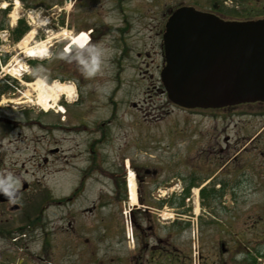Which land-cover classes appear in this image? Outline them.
<instances>
[{
  "label": "rangeland",
  "instance_id": "374dc122",
  "mask_svg": "<svg viewBox=\"0 0 264 264\" xmlns=\"http://www.w3.org/2000/svg\"><path fill=\"white\" fill-rule=\"evenodd\" d=\"M210 1L21 0L20 3L10 4L6 8L0 6V18L4 19L1 22L10 21L12 17L9 18V15L15 10L16 16L19 17L18 21L23 22L26 28V31L22 30L24 34L19 39L8 42L4 35L13 31L7 28L9 25L0 27V38H2L0 80L4 72L11 70L17 72L22 70V65L25 64L27 69L29 68V74L35 76L32 82L43 80L44 75L49 73V77H57L54 78L55 80L69 79L75 85L82 86L84 95L79 97L73 95L76 103L68 106L63 127L74 131L85 128L83 122L71 125L73 122L70 121L74 119L72 115L70 116L71 113H78L75 116L81 118L87 115L89 119L103 115L104 119L98 123V126L108 132L114 130L116 140L114 143L121 142L128 146L135 137L134 154H129L132 155V167L140 174L138 180L140 189L148 186V182L153 178L144 172L145 168L151 171L152 167L161 166V161L168 164L170 159L166 157L165 151H172L173 160L176 153H180L181 156L182 152H187L190 155L200 146L209 145L214 135L213 125L217 122L219 130L226 129L233 143L236 140L234 168L241 165L248 166L250 173L256 172V180L252 175L246 182L236 181L233 185H221L216 191V197L211 193L214 184H206L207 189H203V195L197 197L198 202L193 192L187 193L188 197H186L180 191L181 184L174 186L171 191V211L168 218L172 229L171 258L176 257L179 260V262L174 260L175 264L195 262L197 264H264V142L262 143V179L259 177L260 169H257L258 138L245 143L248 136L260 129L261 123L263 127L264 117L262 121L256 117H248L245 115L246 112L241 111L243 108L234 109V113L229 116L223 113L216 114V111L177 109L167 100L159 79L163 60L161 33L169 12L182 4L207 11L212 7ZM255 1L257 0H252L253 3ZM5 2L0 0V5H4L2 3ZM67 2H70L68 8ZM263 6L264 4H216V10L224 17L243 16L241 15L243 13L256 16L262 13ZM71 27L76 30L94 29L90 34L91 40L85 48L80 50L72 45L71 51L66 53L64 49H68L66 46L68 40L62 38V32ZM41 41L46 45V56L41 58L24 55L23 51L26 50L24 46L36 49ZM89 45L102 46L104 52L100 69L90 76L85 74V67L80 64L81 57L87 58ZM122 52L129 54L130 59L129 62L120 58L117 60V70L127 65L122 69L119 83L116 84L112 79L114 69L109 61L110 57L114 59L113 55H120ZM15 74L10 72L12 78ZM9 83L15 86L14 82ZM0 85L6 89L2 96L15 90L8 89L6 83ZM31 86L34 88V83ZM30 98L34 103L37 101L33 93ZM86 98L90 100L87 105L84 104ZM81 102L83 105L80 104ZM0 103L4 104L1 98ZM252 106L257 112L262 110L264 113L262 104ZM28 131L26 129L20 131V137H23L26 143L14 142L11 145L9 171L12 173H18L19 169L16 168L19 163L14 165V162L20 160L26 162V167L22 168V171L28 169L30 173L32 170L28 163L34 160L35 155L30 146L33 141H29ZM262 131L264 133V128ZM65 133L70 136L69 132ZM15 137V132H12L10 138L14 140ZM70 137L67 138L66 144L75 143ZM150 153L154 154L150 155ZM177 159L170 164V173L174 179L184 175V170L178 166L181 162ZM170 173L167 172V175L171 176ZM223 174L220 171L216 175ZM212 181L219 184L216 183V178ZM182 182V187L185 188L186 183ZM67 185L63 184V186ZM85 199L91 203L95 199V189H90ZM178 201L182 203L180 206L177 205ZM184 201H188L187 205H184ZM128 207L126 210L132 209V203ZM79 210L77 206L75 213ZM109 211L112 215L118 213L113 208ZM130 214L131 210L128 213L129 218H131ZM126 216L123 219H127ZM86 217L91 219L93 216L86 213ZM162 217L165 215L162 214ZM155 218L156 226L158 222L163 224L166 220L157 216ZM208 219L213 221L203 227ZM160 235L161 230L158 228L156 236L160 237ZM160 242V239L156 240V243ZM221 243L224 244L225 251L218 249ZM99 254L100 252L96 255ZM105 256L112 258L108 254ZM101 258L103 257H99ZM80 262L82 261H77V264Z\"/></svg>",
  "mask_w": 264,
  "mask_h": 264
},
{
  "label": "flooded vegetation",
  "instance_id": "af4514ba",
  "mask_svg": "<svg viewBox=\"0 0 264 264\" xmlns=\"http://www.w3.org/2000/svg\"><path fill=\"white\" fill-rule=\"evenodd\" d=\"M5 1L4 4H13L17 0ZM211 4H264V0L254 3L252 0H211ZM241 15L232 18L250 17L247 13ZM261 17L264 18V6ZM3 20L0 18L1 26L11 24L10 21L1 22ZM15 28L20 30L19 22H15ZM7 35L8 41H15L19 33L14 31ZM109 62L114 66L113 61ZM14 89L7 93L9 99H5L3 105L0 103V173L10 172L11 145L24 142V138L20 137L21 130H29V141H33L30 146L35 156L28 163L32 169L29 175L26 170L25 174L13 173L20 179L16 202H10L0 193V264H77V261H82L79 264H90L94 249L112 240H115L116 245L126 244L120 212L127 199L124 189L125 163L128 159V165L132 166V155L129 153L134 154L135 137L128 146L121 142L114 143V130L108 132L98 126L104 119L103 115L89 119L87 115L82 118L75 116L78 113L70 114L74 118L70 121L73 122L71 125L83 122L85 128L78 131L68 128L71 137L67 136L60 128L58 115L51 111L43 112L38 107H29L21 85L14 86ZM4 92V86H0V98ZM12 99L15 100L12 102ZM254 104L262 103L228 106L216 109V114L229 116L234 113V109L243 108L241 111L246 112V116L262 121L264 113L260 109L259 112L253 109ZM213 126L214 135L209 145L200 146L190 155L182 152L180 156L179 153L177 160H180L181 165L178 166L184 170L186 184H211L214 178L219 181L217 183L233 184L236 181H249L252 175L256 180V172L250 173L248 166L234 168L236 140L233 143L226 129L219 130L217 122ZM263 128L264 124L262 127L261 123L260 129L245 141L248 143L258 138L257 169H260L261 179ZM12 132L16 134L14 140L10 138ZM69 137L74 139V144H66ZM16 164V169L26 167L25 160L15 161ZM152 168L151 171H144L153 178L142 189L138 186L140 174L135 173L137 195L130 209L132 249L118 257L129 260L131 264H172V258L179 262L176 257L171 258L170 226H156L154 205L158 203L157 208L165 205L169 207V198L156 201L151 192L159 183L167 182L165 175L170 165L161 163V166ZM220 171L224 174L217 176ZM65 183L68 185L63 186ZM90 189H95V199L88 203L85 197ZM212 195L216 197V191ZM107 203L110 209L118 212L114 215V225L109 223L112 213L106 212ZM77 206L80 210L75 213ZM86 213L93 217H86ZM107 216H110L109 222ZM210 216L213 217L212 214ZM159 227L160 237L156 236ZM157 239L161 242L156 243ZM221 247L224 249L223 243L219 248L217 246L219 250Z\"/></svg>",
  "mask_w": 264,
  "mask_h": 264
},
{
  "label": "water",
  "instance_id": "95a60500",
  "mask_svg": "<svg viewBox=\"0 0 264 264\" xmlns=\"http://www.w3.org/2000/svg\"><path fill=\"white\" fill-rule=\"evenodd\" d=\"M163 46L160 77L173 103L190 108L264 101V18L224 21L181 6L165 23Z\"/></svg>",
  "mask_w": 264,
  "mask_h": 264
},
{
  "label": "bare ground",
  "instance_id": "6f19581e",
  "mask_svg": "<svg viewBox=\"0 0 264 264\" xmlns=\"http://www.w3.org/2000/svg\"><path fill=\"white\" fill-rule=\"evenodd\" d=\"M67 8L70 7V2H67ZM92 30L91 29H87L85 31L83 30H80V31H77L75 34H72V32L70 30H64L62 32V38L64 39H67L69 43H71L72 45H75V46H82V45H79L77 44L76 42V37H78L81 33H84L85 34V38H86V44H84L81 48H85L87 45H88V41L90 39V34H91ZM26 50H24V53L26 56H31V57H44L46 56L47 54L45 53V51H47V48H46V45L44 44L43 41L40 42L39 46L36 47V49H34L33 47H26L24 46ZM40 49H43V51L41 52ZM23 67H25V65H22ZM12 73H16L17 75V72L16 71H13L12 70ZM53 84H44V81L42 79H39L38 81H36V83H34V89H37V92H38V101L44 106L46 107L47 106V102H56L59 97L62 95V94H65L66 96L68 95L67 94V87L71 84H68V83H64V82H59V81H56L54 79V81L52 82ZM58 112L61 110L63 111V107L61 105H59L58 107ZM129 183H130V193H131V196H132V199L134 200V202L136 201V191H135V184H134V179H133V172L129 170ZM202 196V193L200 190H197L196 192H194V196H195V199L197 200V197L198 196Z\"/></svg>",
  "mask_w": 264,
  "mask_h": 264
},
{
  "label": "clouds",
  "instance_id": "9594fccd",
  "mask_svg": "<svg viewBox=\"0 0 264 264\" xmlns=\"http://www.w3.org/2000/svg\"><path fill=\"white\" fill-rule=\"evenodd\" d=\"M18 2V0H17ZM4 6V5H0ZM12 17L11 23L14 25L15 20L18 17L15 14V10L10 13ZM77 44L84 45L86 44L85 34L81 33L78 37L75 38ZM42 52L43 49H40ZM103 48L98 45H89L87 50V58H80V63L85 67L86 75H93L96 71L100 69L102 59H103ZM67 102L71 103L74 95V85L70 84L67 89ZM20 187V179L15 176L12 172L0 173V193H2L10 202L15 203L17 199V189Z\"/></svg>",
  "mask_w": 264,
  "mask_h": 264
}]
</instances>
